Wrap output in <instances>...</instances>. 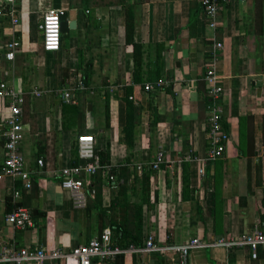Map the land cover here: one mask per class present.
<instances>
[{
    "label": "crops",
    "instance_id": "crops-1",
    "mask_svg": "<svg viewBox=\"0 0 264 264\" xmlns=\"http://www.w3.org/2000/svg\"><path fill=\"white\" fill-rule=\"evenodd\" d=\"M190 1L124 0L127 6H134L133 42L143 47V81L154 68L160 74L161 85L151 91L132 83L133 53L125 43V9L117 0H92L87 8L81 0H16L12 16L0 19V49L6 53L7 43L19 44L12 61L4 58L5 53L0 57V85L15 86L25 94L22 118L29 131L20 151L25 168L35 172L33 180L38 184L36 198L22 192L19 201L26 210L33 212L36 208L45 214L34 229H13L5 221V202L14 180L3 178L0 249H19L39 242L47 250L68 251L85 244L102 230L99 206L101 210L109 209L113 200L115 205L107 213L119 220V203L126 195L130 204L145 199L149 202V206H142L144 237L152 235L161 244H181L189 238L211 243L210 247L191 251L187 264H264L262 251L257 260H252L245 249L215 244L249 233L255 226L264 229V0H235L224 5L215 28L209 27L200 13L192 32L187 29ZM261 7L263 32L258 35ZM48 9L66 15L61 21L75 22V28L65 34L64 48L56 53L42 50L39 24ZM86 16L94 19L90 31L97 44L90 51L83 45L86 60L93 58L92 90L88 93L72 90L75 74L82 67L76 32H84ZM216 44L223 49L218 50ZM155 45H162L163 50ZM207 70L213 71L223 88L221 123L229 140L223 157L207 165L201 177L197 171L208 145L209 112L204 104ZM66 73L68 78L64 77ZM129 86L133 87L131 98L141 106V114L130 162L126 163L128 152L121 139L126 122L123 96ZM35 88L42 95L31 98L28 92ZM67 89L73 93L72 103L62 100ZM105 90L109 94L108 126ZM62 103L85 112L82 123H76L72 131L63 123L74 115L63 114ZM6 112V104L0 99V167L4 162ZM250 133L255 153L252 156L247 147ZM87 136L93 138L96 151H108V165L116 184L106 183L101 173L85 178L90 208H76L68 192L58 186L57 176L62 168L72 166L73 142ZM40 149L44 152L37 157ZM159 152L164 162L153 170ZM38 159L43 162L42 168L36 163ZM182 162L188 164L189 171L187 201L181 194ZM141 174L148 176L144 195ZM91 188L99 192V203L89 199L93 196ZM192 204H197L199 215ZM169 257L125 256L123 264H168Z\"/></svg>",
    "mask_w": 264,
    "mask_h": 264
},
{
    "label": "built area",
    "instance_id": "built-area-1",
    "mask_svg": "<svg viewBox=\"0 0 264 264\" xmlns=\"http://www.w3.org/2000/svg\"><path fill=\"white\" fill-rule=\"evenodd\" d=\"M235 0H199L202 6L201 14L207 21V25L211 28L217 26L218 13L224 5L233 3ZM9 6V11L3 13V9ZM16 0H0V18L4 16H12ZM15 23L16 20L12 19ZM60 18L57 10L48 9L43 15L39 24V30L42 38V50L44 52L56 53L60 51ZM19 44L15 41L6 44L7 52L4 58L7 60L14 59L15 49ZM218 50H222L221 44H216ZM204 80L206 82V97L210 100L207 107L209 116L207 118L206 133L208 137V145L206 147L205 157L201 166L198 168V175H205V167L223 157L226 145L229 140L227 132L221 125V101L220 97L223 88L219 84V79L211 70H207ZM161 85L158 81L155 86L146 84L145 91H151L154 87ZM74 90H85L81 81L74 86ZM31 98H38L42 95L39 89H32L28 92ZM0 99L6 104V114L3 120V149L4 162L0 167V181L9 177L14 180L12 186L7 190V195L11 202L19 200L22 192H30L32 189V180L35 172L25 168V162L21 156V145L28 133V127L23 122V110L25 94L18 90L15 86L0 85ZM62 100L66 103L73 102V93L71 89H67L62 93ZM91 136L78 137L76 139V149L78 159L83 163L76 166H67L60 170L57 181L58 186L68 192L73 205L76 208H85L87 204V193L85 191V178H90L101 173L102 178L111 186H115L116 177L108 164H102L99 152L93 147ZM164 162V157L159 152L152 169L158 170ZM37 165L42 168L41 159L36 161ZM16 182L20 186H16ZM91 195L95 194L94 189H90ZM5 221L17 230L34 229L35 225L31 214L25 208H13L5 215ZM215 244L225 246L228 249H245L249 252L252 260H257L259 252H264V229L255 226L249 233L242 234L237 238L229 240H220ZM211 243L200 241L196 238H189L181 244H161L155 241L154 236L146 235L141 245H128L124 248L112 245L111 230L104 227L101 232L90 239L87 243L77 245L68 251L54 248L45 249L39 242H35L32 246L19 249L2 247L0 249V264H46L57 261H72L75 264H94V262H103L113 260L116 256H142L170 255L168 264H187L188 256L191 251L205 249L210 247Z\"/></svg>",
    "mask_w": 264,
    "mask_h": 264
},
{
    "label": "trees",
    "instance_id": "trees-1",
    "mask_svg": "<svg viewBox=\"0 0 264 264\" xmlns=\"http://www.w3.org/2000/svg\"><path fill=\"white\" fill-rule=\"evenodd\" d=\"M92 0H81V3L85 8H87ZM117 4L122 5L125 9V43L127 46H130L132 48L133 53V79L132 83L135 85H139L140 89H144L145 84H152L155 86V84L160 80V74L157 69L154 68V70L151 73L147 74V79L143 81L142 78V45L135 44L133 42V34L136 27V21H135V12H134V6H127L124 2V0H117ZM112 3H109L111 5ZM18 8V7H17ZM202 6L199 2H196V0L190 1V7H189V17L187 22V29L189 31H194L197 23V19L199 17V14L201 13ZM9 11V6H6L3 9V13H7ZM4 18V17H3ZM60 20H63L66 18V15L59 14ZM1 19V18H0ZM94 19L91 16H86V21L84 23L83 29L84 32L82 33L81 30H77L76 34L78 36L80 50H81V63L82 67L81 70L75 74L76 80L75 84L78 81H81L85 87V90H82L85 93H88V91L92 90V76H93V58L90 57V59L86 60L84 57V48L83 45H86L87 51H90L92 48H94L97 44L94 41V38L91 36L90 27H94ZM257 23H258V35H261L263 32V11L262 7L259 9L258 15H257ZM67 38V35H61L60 36V50L64 48V41ZM98 45H102L101 42L98 43ZM156 48H159V50H163L162 45H155ZM106 48V54L108 55V48L107 46H104ZM4 49H0V57L2 54H4ZM65 78H68L67 73ZM205 77V75H204ZM64 80H62L63 82ZM155 88V87H154ZM101 91V90H100ZM103 91V90H102ZM132 91L133 87L129 86L125 89V95L123 96V102L125 103L126 107V122L123 128V138L121 139V143H123L126 146L127 149V158L126 163L130 162L131 158V152L134 148V135L136 133L137 125L140 122V114H141V106L135 103L132 98ZM105 98V110H106V118H107V126H108V101H109V94L107 90H105L104 94ZM209 99L206 97L204 98V104L208 107L209 105ZM62 111L63 114L68 112L74 115V118H70L67 123H63L64 128H68L72 131L73 126L76 123H79L84 120L85 112L81 111L78 106L70 105L62 103ZM157 120H155L156 122ZM221 122V121H220ZM222 125V123H221ZM155 126L154 124L151 125L152 127ZM223 128V125H222ZM224 129V128H223ZM225 130V129H224ZM226 131V130H225ZM247 147L248 155L252 156L255 155L253 151V135L250 133V135L247 137ZM44 152L43 149H40L36 156H40ZM101 163L102 164H108L109 163V157H108V151L106 154L104 153H98ZM72 166H76L81 163V161L78 159L77 155V149H76V143L73 142L72 144ZM216 162V161H215ZM181 171H182V199L185 201L189 200V171H188V164L186 162H182L181 164ZM136 174H134V177ZM147 175L141 174V183H142V194H146V191L148 189L147 185ZM37 183L36 181L32 180V189L29 192V197L36 198L37 197ZM118 185V180H117ZM123 184H120V186ZM16 186L19 187L20 183L16 182ZM94 189V188H91ZM24 193V192H23ZM22 193V194H23ZM97 189L95 190V194L93 196H89V199H93L95 203H99V195H98ZM121 193V190L119 191ZM90 200H87V208H90ZM121 203H119V207H121L120 212V218L119 220H116L112 217H110L107 213V210H110L114 207V201L111 200L109 209L101 210L99 206V222L101 229L104 227H109L111 230V242L114 246H119L121 248H124L128 245H141L144 240V236L142 233V206L143 204H147L149 206L148 200H143L141 203H135L130 204L128 200H126V195L121 198ZM6 208L7 213L10 212L13 208L23 207L22 201H15L11 202L9 197H6ZM197 204H192V207H195V210L197 214L199 215V208L196 206ZM36 211V215H32V220L34 222L35 227H38L40 221L44 220L45 214L43 212H40L36 208H33V211ZM263 254L260 255L262 257ZM136 257V256H135ZM264 257V256H263ZM124 256L119 255L116 256L113 260H107L103 261L102 264H123ZM133 264H136V261L133 262Z\"/></svg>",
    "mask_w": 264,
    "mask_h": 264
},
{
    "label": "water",
    "instance_id": "water-1",
    "mask_svg": "<svg viewBox=\"0 0 264 264\" xmlns=\"http://www.w3.org/2000/svg\"><path fill=\"white\" fill-rule=\"evenodd\" d=\"M75 28V22L74 21H61L60 22V34L65 35L69 30H72ZM30 214L36 215L35 211H28Z\"/></svg>",
    "mask_w": 264,
    "mask_h": 264
}]
</instances>
